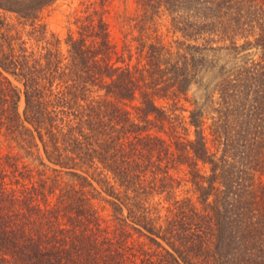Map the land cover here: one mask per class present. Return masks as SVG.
<instances>
[{
	"label": "trees",
	"instance_id": "obj_1",
	"mask_svg": "<svg viewBox=\"0 0 264 264\" xmlns=\"http://www.w3.org/2000/svg\"><path fill=\"white\" fill-rule=\"evenodd\" d=\"M51 1L0 0V12L30 20V34L40 42L43 26L36 20ZM184 2L196 17L188 20L192 33L215 34L228 41L223 47L247 50V60L219 77L212 113L191 111L192 137L175 143L176 148L182 143L180 156L196 201L176 202L166 229L146 224L132 211L139 237L151 241V247L139 242L134 250L125 242L127 217L117 215L116 228L101 227L82 189L87 179L80 164L118 154L117 145L105 152L104 124L85 121L90 112L79 102L95 76L112 83V70L101 67L96 56L104 44V31H98L103 24L85 22L77 37L69 33L68 60L61 66L49 49L27 46L11 33L0 13V135L22 152L0 153V264H264V0ZM82 28L94 33H81ZM239 38L244 41L238 43ZM205 41L204 49H214ZM191 47L195 53L185 55L180 68L181 90L197 64L207 60L200 55L203 48ZM130 82L119 79L114 87L130 94ZM141 114L164 115L147 92ZM22 158L37 161L35 179ZM109 168L125 185L132 183L127 167ZM61 174L79 179V187L62 182ZM115 205L118 214L124 205Z\"/></svg>",
	"mask_w": 264,
	"mask_h": 264
},
{
	"label": "rangeland",
	"instance_id": "obj_2",
	"mask_svg": "<svg viewBox=\"0 0 264 264\" xmlns=\"http://www.w3.org/2000/svg\"><path fill=\"white\" fill-rule=\"evenodd\" d=\"M162 1L53 0L40 11L36 20L43 26L40 42L30 34V20L13 12H0L11 33L24 39L27 46L49 49L61 66L68 60L67 35L71 33L77 37L78 27L85 22L99 21L103 24L104 28L98 31H104L101 38L104 44L96 56L101 67L112 70V83L107 77L95 76V82L83 90V99L79 102L90 112L85 121L93 126H96V121L104 124L105 152L107 149V153L112 152L113 145H117L118 154L114 159L110 157L100 163L94 160L79 167L87 179L82 189L91 199L92 214L99 225L116 228L119 225L116 216L127 217L130 225L125 228V242L131 250L137 248L139 242L151 247V241L139 237L137 230L140 226L136 224L132 211L138 215L141 213L146 224L161 225V229H166V220L176 202L196 201L188 167L180 156L182 143L178 144V149L175 143L192 137L193 127L189 125L191 111L202 108L207 114L214 107V102L219 99L216 90L219 77L247 60V50L225 48L223 46L228 41H220L215 34L192 33L188 27L191 21L188 20L196 17L192 16L193 12L184 0H174L173 5L169 3L167 6ZM90 31L82 28L81 33H94ZM210 39L214 40L210 42ZM205 40H209L206 47L214 49H204ZM243 41V38L238 39V43ZM191 46L203 48L200 55L204 54L207 60L202 66L200 62L197 64V71L189 74L190 84L181 90L180 68L184 56L195 53ZM121 78L123 82L126 79L131 81L127 84L131 86L130 94L125 93L123 86V94L114 87L119 79L123 83ZM10 79L21 87L12 77ZM146 92L163 111L162 117L141 114V98ZM19 106L22 109V101ZM75 108L80 110L78 117H81L84 114L82 109ZM209 124L210 119H207L204 127ZM9 151L22 154L14 142L0 135V153ZM21 160L34 169L35 179L37 161ZM111 166L127 167L132 183L125 185L122 178L114 177ZM199 166L202 171L207 170L205 166ZM36 168L43 169L42 166ZM46 171L53 175L51 170ZM61 176L62 182L68 181L79 187L76 177ZM118 201L124 206L117 214L114 208ZM162 244L165 245L164 242Z\"/></svg>",
	"mask_w": 264,
	"mask_h": 264
}]
</instances>
